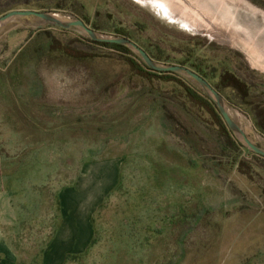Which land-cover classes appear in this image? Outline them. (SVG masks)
Wrapping results in <instances>:
<instances>
[{
    "label": "rangeland",
    "instance_id": "obj_1",
    "mask_svg": "<svg viewBox=\"0 0 264 264\" xmlns=\"http://www.w3.org/2000/svg\"><path fill=\"white\" fill-rule=\"evenodd\" d=\"M15 1L0 0V17ZM179 1L76 0L66 13L53 12L111 36L122 26L137 38L144 28L145 39L174 61L184 58L191 38L205 45L196 50L200 57L238 52L264 88V0H185L195 12ZM31 29L38 33L30 38ZM46 32L80 50L118 56L86 40L81 28L63 31L36 16L15 17L0 29V205L9 222L19 217L25 264H47L63 202L102 191L91 245L67 252L62 264H264V191L215 147L219 139L207 125L166 118L164 104L173 105L166 91L177 85L158 81L164 91H156L122 83L104 93L103 75L118 65L96 59L93 76L49 54ZM228 107L264 147L252 120ZM184 128L199 130L206 147ZM36 253L40 260L31 263Z\"/></svg>",
    "mask_w": 264,
    "mask_h": 264
},
{
    "label": "trees",
    "instance_id": "obj_2",
    "mask_svg": "<svg viewBox=\"0 0 264 264\" xmlns=\"http://www.w3.org/2000/svg\"><path fill=\"white\" fill-rule=\"evenodd\" d=\"M46 0H16L12 6L2 9V13H8L17 9H31L47 12L67 11V3L76 0H58L55 6H46ZM87 22L90 21L87 18ZM87 24V23H86ZM50 27H57L51 26ZM61 28V27H59ZM95 30H100L97 24L93 25ZM63 31L67 29L62 28ZM116 36H124L132 39L156 61L168 63V65L180 64L192 68L212 86L220 92L226 99L229 106L238 109L248 116L254 125L255 130L264 137V88L261 87L253 78L252 73L242 54L230 51L231 56H197L196 50L202 48L204 43L198 38H191L188 42L185 56L181 60L174 61L169 55L164 54V50L159 42L145 39L144 28L139 29V36L134 38L130 35V30L126 27H117ZM38 30H29V37H33ZM48 33V50L57 59L68 60L70 63H78L94 76V63L96 59L113 61L118 65L119 70L103 75V92L114 93L115 89L122 83H130L134 87H152L156 91H164L156 84L158 81L174 83L176 88L166 91L168 99L172 102V107L164 104L165 116L168 120H175L178 125H183L182 117H192V119L207 125L211 132L219 139L215 147L231 158V164L236 171L244 176L251 184L259 186L264 191V156L252 151L243 144L233 133L226 123L215 101L200 86L195 88L179 78L184 74L177 72L157 71L150 68L142 56L128 46L100 42L87 37L86 40L101 46L108 51L117 53L118 56L106 54H96L86 50H80L70 44H65L59 38ZM32 40V39H31ZM36 43V42H35ZM35 43L29 45L28 49L33 48ZM40 46L42 42H39ZM35 47V46H34ZM39 49V48H38ZM185 129V128H184ZM189 139L194 140L199 145L205 139L199 130L185 129ZM259 144V143H257ZM260 145V144H259ZM205 148L206 146L203 145ZM245 152L246 155H242Z\"/></svg>",
    "mask_w": 264,
    "mask_h": 264
},
{
    "label": "crops",
    "instance_id": "obj_3",
    "mask_svg": "<svg viewBox=\"0 0 264 264\" xmlns=\"http://www.w3.org/2000/svg\"><path fill=\"white\" fill-rule=\"evenodd\" d=\"M102 190L103 189H101V191ZM103 199L104 195L102 191L99 195L96 194L89 199H79L76 200L77 202L62 203L63 221L50 240L48 246L49 251H47V255H45V263L62 264L67 252L71 250H79L81 252L91 245L95 236L93 216ZM63 201H66V199H63ZM5 207L7 206L4 205L2 207L0 205V264H25L24 254L21 249H19L18 242L16 241L19 217L17 215L15 219L9 222L7 209ZM9 224L11 228L10 231ZM14 224L15 226H13ZM19 229L20 233L21 226ZM13 230H15V234ZM56 249L60 250L57 254H55ZM50 252L51 254H49ZM31 257V263H34V261L39 262L40 260L39 253L35 255L31 254Z\"/></svg>",
    "mask_w": 264,
    "mask_h": 264
},
{
    "label": "water",
    "instance_id": "obj_4",
    "mask_svg": "<svg viewBox=\"0 0 264 264\" xmlns=\"http://www.w3.org/2000/svg\"><path fill=\"white\" fill-rule=\"evenodd\" d=\"M18 16H36L44 20L47 24L51 26H57L64 29H70L72 27L81 28L88 34V36L91 39L95 41L117 43L128 46L132 50L138 52L142 56L146 64L154 70L177 72L184 74L190 78H193L200 84V86L206 91V93L215 101L226 123L228 124L229 128L233 131L234 135L252 151L264 156V147L253 142L251 138L247 135L245 130L235 121V119L230 113L228 103L226 99L223 97V95L220 92H218L208 80H206L203 76H201L192 68L180 64H173V65L162 64L156 61L155 59H153L144 48H142L139 44H137L135 41H133L128 37L111 36L106 33L98 32L97 30L88 26L82 19H75V20L64 19L54 12L37 11L31 9L12 10L0 17V29L5 24H7L11 19Z\"/></svg>",
    "mask_w": 264,
    "mask_h": 264
},
{
    "label": "bare ground",
    "instance_id": "obj_5",
    "mask_svg": "<svg viewBox=\"0 0 264 264\" xmlns=\"http://www.w3.org/2000/svg\"><path fill=\"white\" fill-rule=\"evenodd\" d=\"M176 1V0H175ZM179 4V6H180V8L182 9L184 6H186L187 7V9L188 10H191L192 12H195V9L193 8V4L191 3V2H188V1H185V0H181V1H179L178 2ZM185 8V7H184ZM180 9V10H181ZM194 10V11H193ZM190 11V12H191ZM193 15H196V17L198 16V14L197 13H194ZM227 41H230V39L229 40H227Z\"/></svg>",
    "mask_w": 264,
    "mask_h": 264
}]
</instances>
